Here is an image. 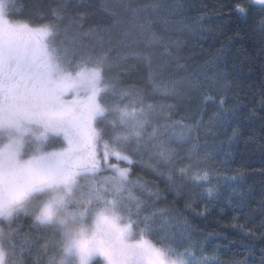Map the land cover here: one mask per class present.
Segmentation results:
<instances>
[{"label":"trees","instance_id":"trees-1","mask_svg":"<svg viewBox=\"0 0 264 264\" xmlns=\"http://www.w3.org/2000/svg\"><path fill=\"white\" fill-rule=\"evenodd\" d=\"M5 1L12 21L55 24L52 39L66 62L104 56V75L131 93L123 104L139 99L141 90L144 104L157 106L152 124L159 140L170 141L181 159L164 166L156 148L142 149L134 158L143 163L131 179L141 178L158 193L149 197L134 189L149 201L148 212L165 213L157 221L175 234L166 243L180 252L206 243L205 255L220 264H264V11L250 0ZM238 3L249 9L246 18L233 13ZM153 81L170 93L154 91ZM185 125L193 138L181 140ZM189 165L186 176L208 179L193 183L172 171ZM157 172L173 175L174 182ZM18 225L33 240L24 264H48L53 254L59 261L50 242L46 251L42 247L58 235L28 216L11 227ZM211 235L216 238L207 239Z\"/></svg>","mask_w":264,"mask_h":264},{"label":"snow or ice","instance_id":"snow-or-ice-1","mask_svg":"<svg viewBox=\"0 0 264 264\" xmlns=\"http://www.w3.org/2000/svg\"><path fill=\"white\" fill-rule=\"evenodd\" d=\"M250 2L264 11V0ZM248 11L233 5L242 18ZM55 35L53 23L12 21L0 0V221L9 225L0 227V264H24L31 251L30 233L11 227L21 215L60 237L42 246L46 251L50 242L60 255L59 261L49 256L48 264H220L205 255L206 243L183 252L166 243L175 234L165 229L166 221H157L165 213L148 212L149 201L134 190L158 198L146 181L131 179L143 163L134 158L142 149L156 148L164 166L181 159L170 141L159 140L160 129L152 124L157 106L144 104L141 90L139 99L123 104L131 93L104 75L105 57L66 62ZM153 90L170 93L155 81ZM183 127L188 131L179 139L193 138L192 127ZM196 148L188 149L189 159ZM190 170L172 171L193 183L208 179L186 176ZM157 174L174 182L173 175Z\"/></svg>","mask_w":264,"mask_h":264},{"label":"rangeland","instance_id":"rangeland-1","mask_svg":"<svg viewBox=\"0 0 264 264\" xmlns=\"http://www.w3.org/2000/svg\"><path fill=\"white\" fill-rule=\"evenodd\" d=\"M3 4L5 5V0H2ZM14 22H21V21H14ZM33 27H38V26H33Z\"/></svg>","mask_w":264,"mask_h":264}]
</instances>
